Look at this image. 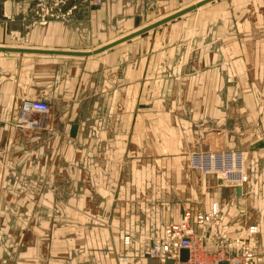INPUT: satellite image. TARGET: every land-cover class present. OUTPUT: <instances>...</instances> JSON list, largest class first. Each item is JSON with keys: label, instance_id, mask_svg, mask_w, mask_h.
<instances>
[{"label": "crops", "instance_id": "0c3cea01", "mask_svg": "<svg viewBox=\"0 0 264 264\" xmlns=\"http://www.w3.org/2000/svg\"><path fill=\"white\" fill-rule=\"evenodd\" d=\"M168 1L178 3L0 0V47L84 51L88 19L131 34L145 17L185 8L167 11ZM186 15L159 26L170 25L148 49L80 59L0 51V239L19 241L0 246V264H159L153 241L214 204L221 231L264 264V0ZM25 100L48 107L40 126L22 125ZM210 145L231 182L197 168ZM192 230L219 250L215 226Z\"/></svg>", "mask_w": 264, "mask_h": 264}, {"label": "built area", "instance_id": "2783aa9c", "mask_svg": "<svg viewBox=\"0 0 264 264\" xmlns=\"http://www.w3.org/2000/svg\"><path fill=\"white\" fill-rule=\"evenodd\" d=\"M40 4L53 3L56 6H61L74 0H36ZM95 5L100 6L104 0H91ZM48 8L42 9L44 17L53 16ZM48 107L41 101L25 100L21 106V121L25 123V127L34 128L40 126L46 114ZM222 153H209L210 161L201 160L202 155L196 156L200 161H196L197 168L206 173L215 174L221 177L224 181L231 182L233 180V168L221 167L214 159L215 155ZM231 157L232 154L228 153ZM223 155V154H222ZM245 179V178H243ZM220 208L218 204H214L208 213L192 214L187 211L184 214V220L180 223H173L166 227L164 236L153 241L148 248V254L159 260V264H166L167 260H172L174 264H221L227 261L228 264H259L261 257L256 252L247 246V240L239 237L235 240H230L226 231H221L222 217L220 216ZM206 227L215 226L218 234H220L221 243L219 250L212 253L204 238L195 234L192 230V222ZM214 230V229H213ZM257 228H252L250 235L257 234ZM125 244L129 245V238L125 239ZM187 250L188 257L182 260L183 251Z\"/></svg>", "mask_w": 264, "mask_h": 264}, {"label": "rangeland", "instance_id": "374dc122", "mask_svg": "<svg viewBox=\"0 0 264 264\" xmlns=\"http://www.w3.org/2000/svg\"><path fill=\"white\" fill-rule=\"evenodd\" d=\"M198 0H178V3L175 4V3H171V2H167L165 3V6L167 7V11H175L177 9H181L183 7H187L189 5H192L194 3H196ZM249 0H219L215 3H211L209 5H205L203 7V9H199V10H195L194 13H189V15H186L185 17H183L182 20H185L186 21H191V18L193 15L195 14H204L207 12H212V10L216 9L218 6H224V5H227V4H236L237 6H241L243 5V3H246L248 2ZM52 14V13H51ZM163 15H151V16H148V17H145L144 18V22L143 24L146 26L148 24H151L152 22H154L155 20L159 19L160 17H162ZM94 18H102L101 15H98V16H94ZM93 18V21H90L91 19H88L89 21V28L87 31H83V32H80V35H81V38H82V41L85 40L84 42H82L83 44L80 45L79 47V50H84V51H93L103 45H106L108 43H110L111 41L113 40H116L120 37H122L123 35H126L128 33H130L131 29H127L128 25L126 24H118L116 25L115 24V21L114 22H111L112 23V26H109L107 25L106 27H97L95 25H97L99 22H101L100 20L99 21H95ZM87 20V19H86ZM184 22V23H185ZM170 25H165L164 27H160V28H157V29H153L141 36H138L128 42H125L123 43L122 45H120L119 47H116L115 49H112L111 51H114V50H118V49H121L123 47H126L128 46L127 48L128 49H137L138 46H144V49H148V46H150V43H151V46H153V40L156 36H158V40H159V43H160V40H163L162 38H159L160 37V32L162 31H165L167 29V27H169ZM157 34V35H156ZM139 40H141V43H139ZM125 52H128V50H126ZM101 54H105V53H101ZM73 58H78L80 59L81 57H73ZM22 125H25V123H22ZM19 241L18 240H10L8 238H2L0 239V246L2 247H9V245H14L18 243ZM8 243V244H7Z\"/></svg>", "mask_w": 264, "mask_h": 264}, {"label": "water", "instance_id": "95a60500", "mask_svg": "<svg viewBox=\"0 0 264 264\" xmlns=\"http://www.w3.org/2000/svg\"><path fill=\"white\" fill-rule=\"evenodd\" d=\"M216 0H200L192 5H189L161 20H158L157 22H154L152 24H149L135 32H132L131 34H128L122 38H119L117 40H114L113 42H110L106 45L101 46L100 48H97L93 51H70V50H38V49H32V48H8V47H0V51L6 52V53H28V54H41V55H52V56H69V57H91L94 55H98L101 53H104L118 45H121L125 42H128L138 36H141L153 29L158 28L159 26H162L164 24H167L175 19H178L188 13H191L209 3H212ZM79 129V119H76L71 127L70 136L72 138H75L77 136V132ZM204 152H220L222 149L215 148L214 145H210L207 149L203 150ZM241 191V189H239ZM188 257L187 250L183 251L182 260L186 259ZM166 264H174L172 260H167ZM221 264H228L227 261L221 262Z\"/></svg>", "mask_w": 264, "mask_h": 264}]
</instances>
